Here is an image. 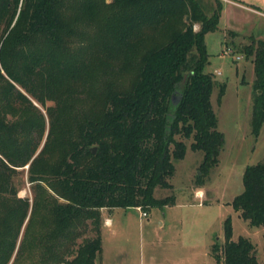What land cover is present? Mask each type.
<instances>
[{
    "label": "trees",
    "instance_id": "obj_1",
    "mask_svg": "<svg viewBox=\"0 0 264 264\" xmlns=\"http://www.w3.org/2000/svg\"><path fill=\"white\" fill-rule=\"evenodd\" d=\"M221 4L0 0V264H98L101 207L173 202L153 188L170 187L186 148L176 135L200 151L201 182L223 142L209 103L214 80L202 69L203 37L217 29ZM233 50L252 64L255 136L264 118V39ZM25 165L29 199L16 194ZM242 171L230 205L264 228V160ZM222 221V241L209 247L214 264H259L252 242L231 239Z\"/></svg>",
    "mask_w": 264,
    "mask_h": 264
},
{
    "label": "rangeland",
    "instance_id": "obj_2",
    "mask_svg": "<svg viewBox=\"0 0 264 264\" xmlns=\"http://www.w3.org/2000/svg\"><path fill=\"white\" fill-rule=\"evenodd\" d=\"M247 21L248 18L244 19L240 28L235 30L236 37L227 35L223 38L218 32H213L207 44L208 59L202 69L214 80L209 103L215 113L216 129L223 138L217 163L197 183V165L202 155L199 150L188 148L190 139L174 136L186 145L183 157L173 162V174L168 179L170 187L153 188L155 198L170 195L173 202L162 207L140 208L146 212L145 216H140L139 210L132 206L112 209L108 215L112 226H102L100 231L101 247L95 257L96 263L214 264L209 247L222 241V220L228 217L230 238L242 236L250 240L257 262L264 264L262 227L248 225L230 205L232 197L243 189V168L264 160V118L257 134L253 136L251 133V61L234 50L222 53L227 45L233 49L231 40L234 44L248 42L246 32H250V28L245 27ZM250 30L254 35L259 29L256 26ZM236 55L238 59H235ZM216 83L223 84V93L218 101ZM26 167L17 175L19 189L16 194L29 199L31 193L25 177Z\"/></svg>",
    "mask_w": 264,
    "mask_h": 264
},
{
    "label": "crops",
    "instance_id": "obj_3",
    "mask_svg": "<svg viewBox=\"0 0 264 264\" xmlns=\"http://www.w3.org/2000/svg\"><path fill=\"white\" fill-rule=\"evenodd\" d=\"M222 8L218 17L217 29L204 34L205 49L207 52V44L211 38V33L218 32L219 35L229 36L234 38L237 36L235 30L241 25L244 19L248 18L246 26L248 29L252 27H258L256 34H251L249 29L246 32L247 37H253L255 39H264V0H221ZM256 25V26H254ZM240 28V27H239ZM228 31V33H227ZM247 31V28H246ZM221 32V33H220ZM249 33V34H248ZM217 34V33H216ZM210 35V36H209ZM238 43H242L238 41ZM235 43V44H238ZM234 43L231 40V46L233 48ZM229 47L228 45L225 48ZM230 48V47H229ZM136 208V207H135ZM115 208H100V231L102 226L111 227V219L108 217L110 211ZM262 236L264 228L262 227ZM264 240V237H263ZM264 242V241H263ZM259 263V262H258ZM260 264V263H259Z\"/></svg>",
    "mask_w": 264,
    "mask_h": 264
},
{
    "label": "built area",
    "instance_id": "obj_4",
    "mask_svg": "<svg viewBox=\"0 0 264 264\" xmlns=\"http://www.w3.org/2000/svg\"><path fill=\"white\" fill-rule=\"evenodd\" d=\"M21 1H22V0H18V6L20 5ZM222 53H226V54H227V53H231V49H230L229 47L224 48L223 51H222ZM238 58H239V56L236 55V56H235V59H238ZM134 207H136V209L139 210V215H140V216H145V215H146V212H145V211H141V210H140V207H138V206H134Z\"/></svg>",
    "mask_w": 264,
    "mask_h": 264
},
{
    "label": "water",
    "instance_id": "obj_5",
    "mask_svg": "<svg viewBox=\"0 0 264 264\" xmlns=\"http://www.w3.org/2000/svg\"><path fill=\"white\" fill-rule=\"evenodd\" d=\"M178 97H179V96H172V97H171L170 100H171L172 104H174V103L177 101ZM94 149H95V147H91V148H90V150H91L92 152L94 151Z\"/></svg>",
    "mask_w": 264,
    "mask_h": 264
}]
</instances>
